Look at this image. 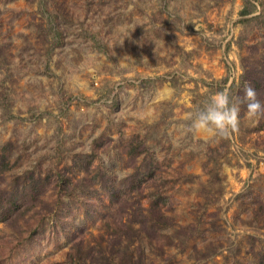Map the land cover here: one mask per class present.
Instances as JSON below:
<instances>
[{
  "label": "rangeland",
  "instance_id": "1",
  "mask_svg": "<svg viewBox=\"0 0 264 264\" xmlns=\"http://www.w3.org/2000/svg\"><path fill=\"white\" fill-rule=\"evenodd\" d=\"M246 85L264 103V0H0V189L43 184L0 264H258L264 119L187 131Z\"/></svg>",
  "mask_w": 264,
  "mask_h": 264
},
{
  "label": "clouds",
  "instance_id": "2",
  "mask_svg": "<svg viewBox=\"0 0 264 264\" xmlns=\"http://www.w3.org/2000/svg\"><path fill=\"white\" fill-rule=\"evenodd\" d=\"M243 91V98L235 99L228 90L212 94L202 108L189 115L187 131L226 139L239 130L241 104H246L249 119H264V103L258 99L256 90L246 85Z\"/></svg>",
  "mask_w": 264,
  "mask_h": 264
},
{
  "label": "trees",
  "instance_id": "3",
  "mask_svg": "<svg viewBox=\"0 0 264 264\" xmlns=\"http://www.w3.org/2000/svg\"><path fill=\"white\" fill-rule=\"evenodd\" d=\"M55 27L57 28V26H55ZM51 36L53 38L55 37L54 32L51 33ZM60 37H61V35H60ZM1 96H2V94H0V99H1ZM6 150L7 149L5 148V150H3L2 153L0 154V171L1 172L8 170V169L10 170L13 166L11 164L12 162H10L9 154H7ZM74 163H76V159H74ZM62 179H64V178H62ZM30 184L32 185V188L29 187L30 188L29 189L26 186V190H24L23 193H19V190L13 191V190L5 189V188L0 189V221L16 222V217H14L15 214H19V215L23 216L25 209H24L22 202H20V200H26L27 198H25V196H28L30 193L34 194V195L38 194V191H40V189H41L38 187L42 184V180L38 179L35 183V179H33L30 182ZM150 198H151V200H150V204H151L150 211L153 213L154 216L151 219L152 224L150 226L147 225L149 229L145 228V230L149 231L151 233L150 236L153 238V237H155L161 233L159 229H161L166 224L165 221L168 218L166 217L165 214H163L161 212V206L165 204L166 197L160 195L159 193H153L152 192ZM151 231H153V233ZM77 259L80 260L83 258L81 256H78ZM89 261L91 264L93 261V258L91 257ZM258 264H264V254H262L260 256Z\"/></svg>",
  "mask_w": 264,
  "mask_h": 264
}]
</instances>
